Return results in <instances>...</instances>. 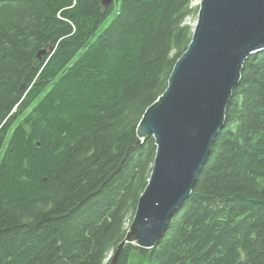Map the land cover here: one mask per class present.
Listing matches in <instances>:
<instances>
[{"label":"trees","instance_id":"trees-1","mask_svg":"<svg viewBox=\"0 0 264 264\" xmlns=\"http://www.w3.org/2000/svg\"><path fill=\"white\" fill-rule=\"evenodd\" d=\"M192 1L0 0V264H109L155 155L138 124L190 41ZM140 255L264 264V49L190 195L118 264Z\"/></svg>","mask_w":264,"mask_h":264},{"label":"water","instance_id":"water-1","mask_svg":"<svg viewBox=\"0 0 264 264\" xmlns=\"http://www.w3.org/2000/svg\"><path fill=\"white\" fill-rule=\"evenodd\" d=\"M111 2L101 0L104 7ZM197 7L186 49L174 63L165 90L138 124V144L152 137L155 155L147 185L109 264H118L126 243L149 249L162 236L190 195L224 126L244 62L264 49V0H201Z\"/></svg>","mask_w":264,"mask_h":264},{"label":"rangeland","instance_id":"rangeland-1","mask_svg":"<svg viewBox=\"0 0 264 264\" xmlns=\"http://www.w3.org/2000/svg\"><path fill=\"white\" fill-rule=\"evenodd\" d=\"M201 0H193L192 1V6L197 7L198 3ZM196 18H197V14H193L190 15L186 21L187 23H189L191 26H194L195 22H196ZM111 17L102 25L101 28H103L109 21H110ZM129 224V217H127V219L125 220V227H127ZM147 256L146 255H140L138 257L132 256L129 260L128 264H147Z\"/></svg>","mask_w":264,"mask_h":264}]
</instances>
